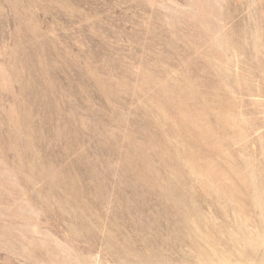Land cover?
I'll return each instance as SVG.
<instances>
[{"label": "rangeland", "instance_id": "374dc122", "mask_svg": "<svg viewBox=\"0 0 264 264\" xmlns=\"http://www.w3.org/2000/svg\"><path fill=\"white\" fill-rule=\"evenodd\" d=\"M0 264H264V0H0Z\"/></svg>", "mask_w": 264, "mask_h": 264}]
</instances>
